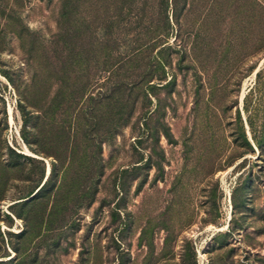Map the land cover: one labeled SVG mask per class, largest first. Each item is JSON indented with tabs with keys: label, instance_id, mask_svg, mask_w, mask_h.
Listing matches in <instances>:
<instances>
[{
	"label": "rangeland",
	"instance_id": "obj_1",
	"mask_svg": "<svg viewBox=\"0 0 264 264\" xmlns=\"http://www.w3.org/2000/svg\"><path fill=\"white\" fill-rule=\"evenodd\" d=\"M76 1L92 53L60 69V0H0V264H264V0L171 22L121 124L100 3Z\"/></svg>",
	"mask_w": 264,
	"mask_h": 264
},
{
	"label": "trees",
	"instance_id": "obj_2",
	"mask_svg": "<svg viewBox=\"0 0 264 264\" xmlns=\"http://www.w3.org/2000/svg\"><path fill=\"white\" fill-rule=\"evenodd\" d=\"M60 0V34L56 35V43L49 53H53L60 63V69L66 64V55L74 54L75 49L81 53L84 65L88 64L92 53V40L94 31L89 30L90 22L84 21L74 27L71 31L68 26L69 17L76 12L77 1ZM90 1V0H88ZM100 3L101 9V30L102 42L100 45L101 62L98 64V71L108 74L106 82H110L114 95L115 124L125 122L130 114L132 105H136L140 98L142 102L147 100L146 86L151 80H160L163 63L152 56L154 49L162 45L172 31L171 22L180 27L183 21L191 14V5L197 1L204 0H96ZM197 6V5H196ZM77 13V12H76ZM71 28V27H70ZM177 34L180 32L178 28ZM89 34V35H88ZM133 35V44L125 45L124 53H119L120 41ZM88 39L82 43L81 40ZM122 44V45H124ZM58 49L56 46H59ZM85 47V51L83 52ZM81 48V49H80ZM116 51L118 53H116ZM88 77V76H87ZM88 82L82 83L81 89H87ZM81 90V91H82ZM77 98V97H74ZM104 101L109 99L106 95ZM131 104V106H130ZM27 115V114H26ZM31 115L28 116L29 121ZM21 157L10 150V158ZM51 174V173H50ZM47 182V181H46ZM44 185L40 188L42 189ZM39 189V190H40ZM38 190V191H39Z\"/></svg>",
	"mask_w": 264,
	"mask_h": 264
},
{
	"label": "water",
	"instance_id": "obj_3",
	"mask_svg": "<svg viewBox=\"0 0 264 264\" xmlns=\"http://www.w3.org/2000/svg\"><path fill=\"white\" fill-rule=\"evenodd\" d=\"M258 72V70H256L255 74Z\"/></svg>",
	"mask_w": 264,
	"mask_h": 264
},
{
	"label": "bare ground",
	"instance_id": "obj_4",
	"mask_svg": "<svg viewBox=\"0 0 264 264\" xmlns=\"http://www.w3.org/2000/svg\"><path fill=\"white\" fill-rule=\"evenodd\" d=\"M256 72V71H255ZM254 75H255V73H254Z\"/></svg>",
	"mask_w": 264,
	"mask_h": 264
}]
</instances>
